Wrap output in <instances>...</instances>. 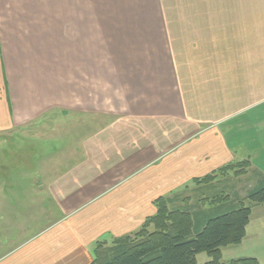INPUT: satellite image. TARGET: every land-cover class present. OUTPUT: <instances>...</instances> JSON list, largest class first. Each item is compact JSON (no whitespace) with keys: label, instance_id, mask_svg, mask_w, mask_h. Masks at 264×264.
Segmentation results:
<instances>
[{"label":"crops","instance_id":"crops-1","mask_svg":"<svg viewBox=\"0 0 264 264\" xmlns=\"http://www.w3.org/2000/svg\"><path fill=\"white\" fill-rule=\"evenodd\" d=\"M56 96L85 119L106 120L83 140L78 166L88 170L77 200L117 172L126 174L122 184L182 185L249 160L261 180L264 0H0V133L12 129L10 119H38ZM115 189L112 199L146 195L140 186ZM107 205L66 213L64 202L67 218L0 264H91L96 238L133 231L149 213Z\"/></svg>","mask_w":264,"mask_h":264},{"label":"rangeland","instance_id":"rangeland-1","mask_svg":"<svg viewBox=\"0 0 264 264\" xmlns=\"http://www.w3.org/2000/svg\"><path fill=\"white\" fill-rule=\"evenodd\" d=\"M59 30L61 31V25ZM51 45L54 47L55 67L61 69L63 57L61 32L51 36ZM68 66L76 69L73 62ZM57 75L59 77H57L56 88L61 91V72L57 71ZM84 117L79 113L78 104L64 105L62 96L61 98L56 96L55 106L46 109L38 119L29 121L25 123L26 125H15L16 123L10 119L8 127L12 129L0 133V257L14 249L22 240L40 233L48 225L60 222L61 219L67 218L66 213L78 208L87 207L89 211H92L107 202V207L113 203L117 204L116 210H124L122 213L125 211L131 213L132 207L138 216L149 212L148 216L137 223L133 231L122 235L135 239L148 218L157 213L156 202L159 198L165 199L163 201L169 209L199 203L205 207L215 202L213 200L219 199L221 191L225 189V193L230 194L228 201L243 203L242 200L247 192L258 183V173L249 160V165L240 166L244 172L242 175L234 176L233 172H230L225 177L219 176L218 183L209 185L212 186L209 192L205 190L206 188H200L205 185H198L194 181L182 185L175 183L122 184L126 178L121 176L126 174L117 172L113 183L102 185L97 193H92L87 199L77 200L79 193H82V189L86 187L80 183L79 177L83 176L82 172L88 170L78 166L84 159L83 140L91 134L93 128H98L100 124L106 122L105 119H85ZM261 141L264 143L263 137ZM262 169H264L263 166ZM139 172L134 175H139ZM128 174L133 175L129 172ZM126 185L134 189L139 186L144 188L145 198L139 199L138 195L130 196L128 199L111 198V195L117 191L116 187ZM57 196L60 197L55 198ZM136 197L138 199H135ZM68 198L71 200H67ZM64 202L68 204L66 209L62 206ZM118 203L121 204H119L120 207ZM61 209L67 211L63 212L64 216L61 214ZM130 209H132L131 212ZM31 225L33 226L29 230ZM148 231H154L153 225ZM116 238L118 237L96 238L95 247L97 244L103 247L112 245ZM247 257L256 258L259 264H264V204L253 207L242 241L222 247L218 264H227L230 260ZM211 259L212 257L204 251L197 255L196 264H207Z\"/></svg>","mask_w":264,"mask_h":264},{"label":"trees","instance_id":"trees-1","mask_svg":"<svg viewBox=\"0 0 264 264\" xmlns=\"http://www.w3.org/2000/svg\"><path fill=\"white\" fill-rule=\"evenodd\" d=\"M248 163V160L231 162L193 181L205 185L200 188L209 192L212 187L209 185L218 183L219 176L225 177L230 172L240 176L244 173L240 166ZM258 180L243 198V203L228 201L230 194L225 193V189L219 199L205 207L199 203L169 209L163 201L165 199L159 198L157 213L148 218L135 239L121 236L112 245L103 247L97 244L91 264H196L197 255L204 251L212 257L207 264H218L222 247L242 241L253 207L264 204V178ZM152 225L154 231L150 232ZM227 264L259 262L256 258L247 257L230 260Z\"/></svg>","mask_w":264,"mask_h":264}]
</instances>
